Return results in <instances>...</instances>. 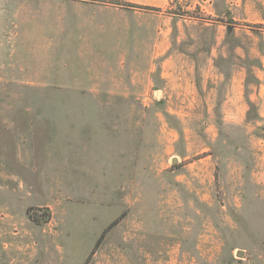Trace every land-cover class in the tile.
Returning <instances> with one entry per match:
<instances>
[{"label":"rangeland","instance_id":"rangeland-1","mask_svg":"<svg viewBox=\"0 0 264 264\" xmlns=\"http://www.w3.org/2000/svg\"><path fill=\"white\" fill-rule=\"evenodd\" d=\"M97 1L161 11L0 0V264H264V0H168L139 93L67 94L121 73L92 59L113 30L74 9ZM35 135L93 169L23 173Z\"/></svg>","mask_w":264,"mask_h":264},{"label":"crops","instance_id":"crops-1","mask_svg":"<svg viewBox=\"0 0 264 264\" xmlns=\"http://www.w3.org/2000/svg\"><path fill=\"white\" fill-rule=\"evenodd\" d=\"M121 1L136 6L155 8L161 11L151 14L133 10H124L114 7L112 4H108L109 2L105 1H97L102 5L96 4L94 2V4H85V6L81 8H74L75 10L78 9L82 12L90 13L93 20L101 21L102 27L113 30V35H110L104 43L99 45L101 47L92 49V51L96 53V56L92 59L94 62L103 64H116L121 73H118L119 75H113L116 76L113 78L106 76V79L102 78L97 80H87L84 82L88 84H108V86L68 88L67 94L139 93V91L134 90V88L139 89L140 85L142 84L140 75L141 64H156L159 57L163 55L164 52L161 50L163 44L160 34L163 33L162 26L170 21V17L164 15L165 5L167 4L168 0ZM185 1L190 5H201L212 4L220 0ZM90 50H88V52ZM153 71H155V68ZM135 72L138 73L136 77L133 76ZM37 132L39 133V131ZM15 138L19 139V137ZM78 140L79 141H72L70 147L68 148L74 149L76 151L80 149H86L87 147L84 148L82 145V140L79 138ZM44 141L45 138L42 135H35V137L29 141L38 144L37 150L39 151L41 148L44 157L42 158L40 156L37 158L38 156H36L35 162L32 163L33 166L31 168H28L29 166L25 167L26 170L21 165L20 168L23 173L26 172V174H31L34 176L44 175V180L53 184L56 181V175L69 172H76L79 174L82 172H89V164H81V161L85 162L83 155H74L69 152L62 157H54L52 156V153L45 151L49 149V147L43 146ZM9 142L12 143V138L9 140ZM18 142H21L20 139ZM84 143L87 144L86 141H84ZM39 144H42V147L41 145L39 146ZM91 169H93V167H91ZM0 181L5 182V185H8L9 187H11L13 184L12 179L8 178V176L2 172V169H0ZM43 193H45L44 197H46L48 200L53 199V197L56 195L54 189L49 188V186L48 189ZM45 205H47V203Z\"/></svg>","mask_w":264,"mask_h":264},{"label":"trees","instance_id":"trees-1","mask_svg":"<svg viewBox=\"0 0 264 264\" xmlns=\"http://www.w3.org/2000/svg\"><path fill=\"white\" fill-rule=\"evenodd\" d=\"M125 6H128L130 8H141V7L133 6V5H125ZM227 25H229V24H227ZM38 213H39V215H38ZM26 216L31 223H33L36 226H40V225L46 224L49 221L50 211L47 208H37V209L36 208H28L26 210ZM113 225L114 224H112L110 227H112ZM105 232L106 231H104V233ZM104 233L101 235V237L97 241L95 247H97L99 245L100 241L103 238Z\"/></svg>","mask_w":264,"mask_h":264}]
</instances>
